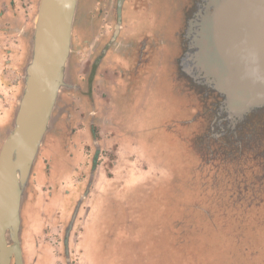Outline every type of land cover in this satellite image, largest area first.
<instances>
[{
	"label": "rangeland",
	"instance_id": "rangeland-1",
	"mask_svg": "<svg viewBox=\"0 0 264 264\" xmlns=\"http://www.w3.org/2000/svg\"><path fill=\"white\" fill-rule=\"evenodd\" d=\"M11 1L0 0L8 37ZM117 1L79 0L76 63L112 40ZM199 1L127 0L103 75L63 91L57 109L73 103L54 116L22 209L24 264H264V113L230 118L183 67ZM22 28L25 66L33 21ZM3 79L22 92V76ZM14 116L0 125V148Z\"/></svg>",
	"mask_w": 264,
	"mask_h": 264
},
{
	"label": "water",
	"instance_id": "water-1",
	"mask_svg": "<svg viewBox=\"0 0 264 264\" xmlns=\"http://www.w3.org/2000/svg\"><path fill=\"white\" fill-rule=\"evenodd\" d=\"M125 0L117 4L118 24ZM79 0H39L12 128L0 148V264H24L22 209L68 79ZM217 56L244 100L264 104V0H224L212 27Z\"/></svg>",
	"mask_w": 264,
	"mask_h": 264
},
{
	"label": "flooded vegetation",
	"instance_id": "flooded-vegetation-1",
	"mask_svg": "<svg viewBox=\"0 0 264 264\" xmlns=\"http://www.w3.org/2000/svg\"><path fill=\"white\" fill-rule=\"evenodd\" d=\"M33 1L34 0H20L19 2L21 3V6L25 10V15L29 19L28 24H30V22L33 21L30 20L29 17L30 11L33 9L37 13V9H38L39 0H37V2H33ZM126 1L127 0H125V2ZM222 1L224 0H200L197 3L194 13L192 14L191 18L188 20V22L185 25L183 36L188 41V43H186L187 46H185V57L182 60V65L184 68L185 66L186 68L190 66L191 68L195 69V72L199 74L202 77V79H204L205 81L204 83L206 84V86L208 88H211L212 91H216V93L221 96V100L219 103L222 104L223 109L227 110V112L230 113L231 115L230 118L232 117L242 118L243 115L246 113H253V112L254 114L264 113V104L255 105V103L253 104L252 99L244 100L241 98L240 90L236 88L234 81L228 80V76L223 67V64L217 56V50L213 42L212 27H213L216 11L218 10ZM11 4L13 5V3ZM8 9L10 10V6L8 7ZM117 24H118V13L116 7V20L113 30V36H112L113 38L110 41L108 39L109 43L107 45H104L102 49H100L99 51L98 50L94 52L92 51L90 55L92 57L91 63L90 64L88 63V65H85L82 62L80 63L75 62L74 53H76L78 50L77 48L74 47V41L76 36L73 35V53L71 56L70 69L68 72L69 81L73 82L76 85H78L81 79L82 81L87 80L90 82H94L96 75L101 74L99 73V71L102 68V65L108 54L109 48L116 41L117 37L120 35V32L122 30V18H121L120 32L115 37L114 36L115 28ZM78 36L81 37L82 35L79 34ZM84 42H86V40ZM83 48L86 49V46ZM94 48L93 50H95ZM84 95H87V93ZM72 103L73 101L70 102L66 101L65 103H62L61 107L55 111L54 116H58V118L60 119L67 112L66 108L69 106V104ZM90 104H91V99H90ZM69 117L71 116L69 115ZM92 160L93 161H92L91 175L93 176L94 171H96L97 159L94 158ZM74 220L75 217L72 220V224L74 223ZM71 228L72 227L67 229V233H68L67 237H69L70 235ZM67 243H68V238L66 240V245ZM12 264H14V261L12 262Z\"/></svg>",
	"mask_w": 264,
	"mask_h": 264
},
{
	"label": "crops",
	"instance_id": "crops-1",
	"mask_svg": "<svg viewBox=\"0 0 264 264\" xmlns=\"http://www.w3.org/2000/svg\"><path fill=\"white\" fill-rule=\"evenodd\" d=\"M12 1L7 2L11 6L10 10L7 9V17L4 22L7 28L12 29L13 32L16 31L14 33L15 36L8 37L6 34L0 33V125L9 117L10 112L12 116L14 115L17 98L22 93L20 92V83L8 87L5 85V80L3 79L4 73L7 70L15 72L17 76H22V70L24 68L25 29L22 27L28 25L29 19L25 15L24 8L20 6L21 4L16 2L17 0ZM19 25H22L20 29H13L14 27H19ZM7 98L11 100H7Z\"/></svg>",
	"mask_w": 264,
	"mask_h": 264
},
{
	"label": "built area",
	"instance_id": "built-area-1",
	"mask_svg": "<svg viewBox=\"0 0 264 264\" xmlns=\"http://www.w3.org/2000/svg\"><path fill=\"white\" fill-rule=\"evenodd\" d=\"M79 54H80V55H82V53H81V52H79Z\"/></svg>",
	"mask_w": 264,
	"mask_h": 264
},
{
	"label": "trees",
	"instance_id": "trees-1",
	"mask_svg": "<svg viewBox=\"0 0 264 264\" xmlns=\"http://www.w3.org/2000/svg\"><path fill=\"white\" fill-rule=\"evenodd\" d=\"M250 206L248 205V208H249Z\"/></svg>",
	"mask_w": 264,
	"mask_h": 264
}]
</instances>
